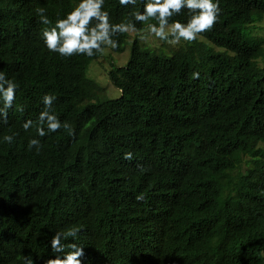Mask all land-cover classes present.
I'll use <instances>...</instances> for the list:
<instances>
[{"label": "trees", "instance_id": "1", "mask_svg": "<svg viewBox=\"0 0 264 264\" xmlns=\"http://www.w3.org/2000/svg\"><path fill=\"white\" fill-rule=\"evenodd\" d=\"M78 3L0 0V71L19 85L0 123V264L63 258L51 240L72 226L81 231L65 243L84 247L82 264H264V34L254 33L264 0H219V22L199 34L212 45L198 35L158 54L136 36L127 63L109 70L121 96L105 100L87 74L103 53L62 58L41 38ZM104 10L120 23L133 8L105 0ZM129 37H114L112 52ZM46 94L75 138L24 131Z\"/></svg>", "mask_w": 264, "mask_h": 264}, {"label": "clouds", "instance_id": "2", "mask_svg": "<svg viewBox=\"0 0 264 264\" xmlns=\"http://www.w3.org/2000/svg\"><path fill=\"white\" fill-rule=\"evenodd\" d=\"M143 10L138 11L136 5L138 0H119L122 7L133 8L128 13L130 19L122 20L120 23H111L110 13L104 10L105 0H79V3L69 11L65 18H58L54 26L45 27L41 38L49 52L56 53L62 58H70L76 55L93 57L103 53L105 47L115 49L119 47L117 37L125 33L140 31L149 36H155L161 41L177 44L181 40L192 43L197 40L201 33L214 29L219 22L220 4L219 0H141ZM187 10L189 19L187 23L179 20L172 21L173 16L182 15ZM39 17V22L45 26L52 25V20L47 16L46 9L38 7L34 10ZM156 21L150 23V21ZM137 23L145 25L137 29ZM193 78L198 79L199 73H193ZM19 85L9 79L3 71H0V123H7L9 110L13 108L16 101V93ZM57 97L46 94L43 97L44 109L40 112L37 121L27 120L23 129L28 132L35 130L37 136L44 137L49 133H57L63 129L69 136L75 138V130L67 121H61L53 114V104ZM16 110L23 112V106H16ZM15 135H4L3 142L13 144ZM35 148L37 154L43 145L39 139L32 138L28 141V149ZM124 159L132 160L133 154L127 152ZM143 170V169H142ZM137 201L144 200V195L136 197ZM81 229L72 226L66 230L57 231L51 240V248L54 253H63L55 259H48L46 264H82L84 247L77 243H65L71 238L75 241ZM23 264H34L30 256L22 258ZM232 261L226 264H235Z\"/></svg>", "mask_w": 264, "mask_h": 264}, {"label": "rangeland", "instance_id": "3", "mask_svg": "<svg viewBox=\"0 0 264 264\" xmlns=\"http://www.w3.org/2000/svg\"><path fill=\"white\" fill-rule=\"evenodd\" d=\"M136 32L137 31L130 32L129 41L127 42L126 49L123 52H112L110 47H105L103 54L91 62L87 73L88 76L104 87V90L100 93L98 99L96 100H105L121 96V90L114 86L111 82L109 70L113 63L118 65H125L127 63L131 52L132 41L136 36H139L142 45L152 48V50L158 54H171L172 51H169L170 49L174 50L173 47L182 45L185 42L181 40L179 43L172 45L166 41H161L155 36H149L146 32L142 33L139 31L138 35ZM254 33L264 34V29L256 27ZM198 38L200 40H205L209 45H212V43L208 39H205L202 35H199Z\"/></svg>", "mask_w": 264, "mask_h": 264}]
</instances>
